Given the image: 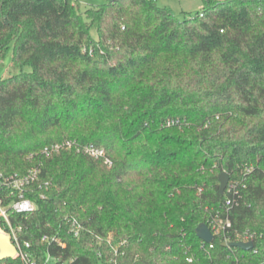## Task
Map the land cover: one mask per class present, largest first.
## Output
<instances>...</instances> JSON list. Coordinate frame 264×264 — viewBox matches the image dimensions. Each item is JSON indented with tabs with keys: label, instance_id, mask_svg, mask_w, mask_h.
Wrapping results in <instances>:
<instances>
[{
	"label": "trees",
	"instance_id": "trees-1",
	"mask_svg": "<svg viewBox=\"0 0 264 264\" xmlns=\"http://www.w3.org/2000/svg\"><path fill=\"white\" fill-rule=\"evenodd\" d=\"M203 2L179 20L156 0H0V58L13 45L31 68L0 78V173L40 170L35 211L10 214L35 264H110L114 247L117 264H236L195 234L223 199L221 172L246 184L233 229L256 233L238 264H264V0ZM63 139L103 147L112 166L41 152Z\"/></svg>",
	"mask_w": 264,
	"mask_h": 264
},
{
	"label": "built area",
	"instance_id": "built-area-1",
	"mask_svg": "<svg viewBox=\"0 0 264 264\" xmlns=\"http://www.w3.org/2000/svg\"><path fill=\"white\" fill-rule=\"evenodd\" d=\"M178 123L179 121L176 119H167L165 121L167 126L176 125ZM65 149L75 150L93 160H100L107 167L112 166V160L107 156L103 147L92 143L80 144L74 139H63L51 143L50 145L45 146L41 152L44 155L49 156ZM249 171L250 168L245 169V173H248ZM39 174L40 170L38 167L29 168L22 174L13 173L2 175L0 173V191L7 192L5 193L6 196L10 197L9 202L6 205L3 204L2 198L0 197V227L9 233L11 242L16 248V257H19L24 264H35V262L28 251L30 247L29 243L22 240L20 237L22 227L12 224L10 214L27 216L35 211V203L31 198L27 197V191L31 186L39 183ZM44 185H48V182H44ZM38 186L40 187L41 184ZM245 187L246 184L243 178L233 179L231 181L228 179L223 194L220 195L223 197L220 205L217 208L212 209L211 213L206 218L205 223L213 236V240L216 237L225 244L223 246L230 250L228 255L231 254L234 257L236 264H238L240 259L243 258V254L236 253L234 249H239L242 252L251 251L253 254L257 253V248H254L253 244V241L256 239V233L249 230H244L242 232L234 230L229 218L230 209L233 206L238 205L242 198L241 189H244ZM67 223L69 232L73 236L79 235L82 229L81 223L76 218L68 219ZM232 234L235 239H232ZM42 240H46V237H43ZM213 240L209 243L201 240L203 243L201 248H206V246L208 249L213 248ZM230 242H251L252 247L249 250H243L238 247L229 246L228 243ZM123 243L124 241L121 242V244ZM114 254L115 257L110 259V264H117L116 256L124 255V251H118L117 247H114ZM193 259L192 256L186 257L188 263H192Z\"/></svg>",
	"mask_w": 264,
	"mask_h": 264
},
{
	"label": "rangeland",
	"instance_id": "rangeland-1",
	"mask_svg": "<svg viewBox=\"0 0 264 264\" xmlns=\"http://www.w3.org/2000/svg\"><path fill=\"white\" fill-rule=\"evenodd\" d=\"M81 9L89 6H99L105 4L107 0H75ZM157 4L166 7L177 19L182 20L193 16L195 13L202 11L205 8L203 0H156ZM90 34L94 39H97V33L94 28L90 29ZM12 47L10 46L6 54L0 58V78L15 75L21 71L29 72V66L20 67L12 61ZM102 264V263H98Z\"/></svg>",
	"mask_w": 264,
	"mask_h": 264
},
{
	"label": "water",
	"instance_id": "water-1",
	"mask_svg": "<svg viewBox=\"0 0 264 264\" xmlns=\"http://www.w3.org/2000/svg\"><path fill=\"white\" fill-rule=\"evenodd\" d=\"M227 182H228V176L226 172H221L218 175V184H219L218 191L220 195L223 194ZM195 234L199 239H201L206 243H209L213 240V236L205 223H199L196 226ZM222 245L225 244L222 243ZM228 245L231 247H238L243 250H249L252 247L251 242H230L228 243ZM15 257H16V248L11 242L10 235L0 227V260L8 259V258L11 259Z\"/></svg>",
	"mask_w": 264,
	"mask_h": 264
}]
</instances>
